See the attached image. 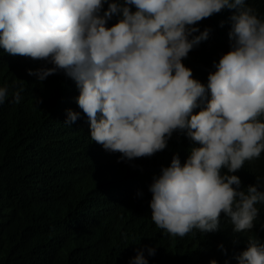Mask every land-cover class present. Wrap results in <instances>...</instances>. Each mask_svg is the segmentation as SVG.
Masks as SVG:
<instances>
[{
  "label": "clouds",
  "instance_id": "1",
  "mask_svg": "<svg viewBox=\"0 0 264 264\" xmlns=\"http://www.w3.org/2000/svg\"><path fill=\"white\" fill-rule=\"evenodd\" d=\"M224 9L228 49L206 51L211 29L197 25ZM0 49L52 65L29 70L41 82L62 72L81 110L65 124H90L121 160L157 159L186 134V162L153 171L152 221L180 244L197 238L193 264H264V19L246 0H0ZM130 264L148 260L137 250Z\"/></svg>",
  "mask_w": 264,
  "mask_h": 264
},
{
  "label": "trees",
  "instance_id": "2",
  "mask_svg": "<svg viewBox=\"0 0 264 264\" xmlns=\"http://www.w3.org/2000/svg\"><path fill=\"white\" fill-rule=\"evenodd\" d=\"M246 4L264 19V0ZM233 11L197 25L211 29L201 48L228 49ZM42 67L52 65L0 49V87L8 89L0 105V264H130L137 250L148 264H193L197 238L180 244L165 235L151 219L146 189L161 160L168 167L179 154L183 164L196 145L177 132L157 159L121 160L92 141L90 124H65L69 109L81 112L77 95L67 93L62 72L42 82L28 74ZM214 71L203 79L208 82ZM243 242L216 245L215 251L231 256Z\"/></svg>",
  "mask_w": 264,
  "mask_h": 264
}]
</instances>
